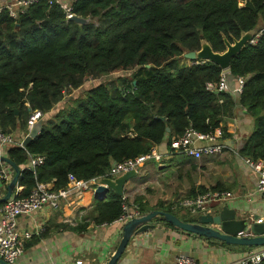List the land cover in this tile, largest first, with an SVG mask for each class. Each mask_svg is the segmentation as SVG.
I'll return each instance as SVG.
<instances>
[{
	"label": "trees",
	"instance_id": "16d2710c",
	"mask_svg": "<svg viewBox=\"0 0 264 264\" xmlns=\"http://www.w3.org/2000/svg\"><path fill=\"white\" fill-rule=\"evenodd\" d=\"M72 12L89 21L67 19L60 4L48 0L28 5L16 18L7 9L0 12V127L14 133L34 112H51L67 91L87 80L133 73L88 90L45 122L28 146L6 148L22 168V196L38 182L65 187L70 174L83 180L106 176L113 162L148 153L164 141L169 149L187 127L214 131L239 108L254 122L240 154L264 160V0H73ZM251 31H262L257 43L248 42L230 63V81L246 78L240 96L207 90L223 72L218 64L183 63L184 54L200 50L204 41L223 53L226 40L234 43ZM36 155H45V162L35 171L24 167ZM227 189L222 183L193 186L186 196ZM143 199L133 201L144 214ZM159 208L176 214L173 202ZM122 212L123 198L111 190L96 199L91 220L111 223Z\"/></svg>",
	"mask_w": 264,
	"mask_h": 264
},
{
	"label": "crops",
	"instance_id": "0c3cea01",
	"mask_svg": "<svg viewBox=\"0 0 264 264\" xmlns=\"http://www.w3.org/2000/svg\"><path fill=\"white\" fill-rule=\"evenodd\" d=\"M8 1L11 0H0V6ZM229 87L233 90L235 81H229ZM237 114L221 122L229 134L223 141L228 148L222 154L201 159L175 154L165 157L161 163L150 160L126 182L124 194L130 200L143 195L144 214L160 209L161 203L167 205L170 202L174 203L176 212L178 200L184 198L193 186L222 183L233 194L226 204L237 208L240 218L241 212H246L248 217H264V200L256 191L258 175L247 166L238 149L239 142H244V138L253 131L254 122L244 108H239ZM16 131V138L25 137H20ZM158 147L165 153L167 141ZM197 160L204 162L193 168L192 163ZM3 167L14 176L11 166L3 163ZM7 184L0 181V197L6 193ZM96 199L95 193L86 192L80 205L66 202L58 211L47 208L21 216L19 223L22 227L32 231L37 229V232L41 227L42 230L30 240L18 264H107L122 239L124 224L114 221L96 225L91 220ZM180 214L184 215V211ZM180 218L187 219L185 216ZM84 224L88 226L78 228ZM151 224L153 228L136 234L129 241L116 264H176L175 258L179 253L191 255L198 264H234L249 250L247 246L227 245L188 233L163 220L154 219Z\"/></svg>",
	"mask_w": 264,
	"mask_h": 264
},
{
	"label": "built area",
	"instance_id": "2783aa9c",
	"mask_svg": "<svg viewBox=\"0 0 264 264\" xmlns=\"http://www.w3.org/2000/svg\"><path fill=\"white\" fill-rule=\"evenodd\" d=\"M38 1L11 0L0 6V12L7 9L10 16L16 18L20 13L25 12L28 5ZM54 1L65 10L67 19H71L76 15L72 12L73 0H48L49 3ZM244 4L245 1L240 3L241 6ZM261 33L262 31L256 33L250 43L256 44ZM229 81L230 69L223 70L219 81L208 82L206 88L211 92H232L240 96L243 93L246 78L237 76L234 80L235 87L233 90H230ZM38 113L40 112L38 111ZM35 116L32 117L31 124H34ZM224 138L225 132L222 126L210 132H202L192 127H187L181 135L172 138L170 148L165 153L160 152L158 146H154L148 153L120 162H113L106 176L83 180L70 174L68 184L62 188H55L54 181L38 182L28 196L21 195L22 187L18 185L11 197L0 205V257L10 264H18L27 249V243L32 240L35 234L41 232V227L40 229L38 228V232L37 229L32 231L22 227L19 223L21 216H28L47 208L52 211H58L66 202L71 205H80L86 192L95 193L98 186L103 184L101 183L102 178L114 179L131 170H136V173H138L150 160L161 163L165 157H171L175 154H184L197 159H201L203 156L220 155L228 148L226 143L223 142ZM9 146L25 147L24 138L18 139L14 133L6 132L0 127V155H6V148ZM45 160V155L31 156L25 167L35 171ZM244 161L247 166L257 173L256 191L261 199L264 200V160H253L252 158L244 157ZM12 178V173L6 167H2L0 181L9 183ZM232 195V192L227 190L208 191L195 197L186 196L178 200V207H176L182 210L186 209L191 214L211 213L214 209L211 206L212 202L219 200L227 202L233 197ZM122 198L123 212L115 221L125 224L129 220L143 215L139 204L134 202L133 198L130 200L125 194H123ZM250 218L254 219V216H250ZM258 221L263 222L264 217H260ZM175 262L176 264H198L194 257L185 253H179L175 258ZM83 263L79 262L77 264ZM234 264H264V246L249 249Z\"/></svg>",
	"mask_w": 264,
	"mask_h": 264
},
{
	"label": "water",
	"instance_id": "95a60500",
	"mask_svg": "<svg viewBox=\"0 0 264 264\" xmlns=\"http://www.w3.org/2000/svg\"><path fill=\"white\" fill-rule=\"evenodd\" d=\"M72 20L84 24L89 20L81 16H73ZM256 35L255 31L244 33L240 39L230 43L226 40L227 50L223 53L215 52L209 43L203 42V45L198 51H189L184 54V57L190 61H211L218 64L223 70L230 69L232 58L240 53L248 42ZM18 114L19 110L15 109ZM40 112V111H39ZM41 113V112H40ZM165 120V117H161ZM42 130V120L24 137V146H28L29 142L36 138ZM170 131V127H167ZM244 145L243 141L239 142L238 149ZM0 161L10 165L14 170V176L7 184L6 193L0 197V205L6 202L14 190L18 186L19 177L22 168L12 161L7 155H0ZM136 170L126 172L116 178L104 177L101 179L102 185H99L95 191V197L99 200L106 198L108 193L113 190L120 196L124 194V187L128 180L136 176ZM215 207L211 213H200L192 221H184L174 213L165 210L157 209L146 214L136 217L126 222L123 226L122 239L117 247L116 252L109 258L107 264H116L119 258L124 253L129 241L136 235L153 228L151 222L159 217L188 233L205 237L207 239L217 240L227 245H242L259 247L264 246V221L259 222V215L254 216V219L247 216L246 212H241V218L238 215V209L230 207L226 204ZM0 264H10L0 257Z\"/></svg>",
	"mask_w": 264,
	"mask_h": 264
},
{
	"label": "rangeland",
	"instance_id": "374dc122",
	"mask_svg": "<svg viewBox=\"0 0 264 264\" xmlns=\"http://www.w3.org/2000/svg\"><path fill=\"white\" fill-rule=\"evenodd\" d=\"M183 63L192 64V61L185 59V60H183ZM132 73H133L132 71H120V72H116V73L108 75V76H104L101 79L87 80L80 88L72 90L70 92L67 91L65 94L64 100L62 102L58 103L56 105V107L51 112H49L47 114H43L42 112L41 113L34 112L33 115H31V117L29 118L27 125L23 128L17 129L16 133H18V135H20V137L21 136L26 137L30 133V131L39 123L40 120H42V126H43V124L45 122H47L49 119L53 118L54 115H56L60 110L64 109L65 107L72 108L73 105H75V100L82 98V97H85L87 94V91L90 90L91 88H93L99 84H102V83H106V82H109L112 80H116L119 77H130ZM33 116H35L34 119H36V120H34L35 121L34 124H31V120H32ZM224 204H225V202L219 200L216 202H212L211 206H213L215 208V207L222 206ZM176 210H177L176 213L182 218H184V216H185L187 219H190V218H196V216H197L195 214H189L186 211V209L181 210L178 208ZM182 211H184V215L180 214V213H182Z\"/></svg>",
	"mask_w": 264,
	"mask_h": 264
}]
</instances>
